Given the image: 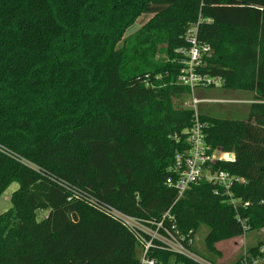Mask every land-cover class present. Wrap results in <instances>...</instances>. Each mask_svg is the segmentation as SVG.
Masks as SVG:
<instances>
[{
    "label": "trees",
    "instance_id": "trees-1",
    "mask_svg": "<svg viewBox=\"0 0 264 264\" xmlns=\"http://www.w3.org/2000/svg\"><path fill=\"white\" fill-rule=\"evenodd\" d=\"M190 26L212 49L199 73L224 81L199 90L248 98L245 112L199 111L207 144L234 155L214 169L240 179L236 208L205 182L180 198L166 184L189 151L179 76ZM0 147V197L19 185L0 215V264H142L139 233L112 209L163 221L220 264L217 243L264 230V0H0ZM202 227L207 255L194 244ZM263 248L233 264L264 259ZM146 258L200 264L160 242Z\"/></svg>",
    "mask_w": 264,
    "mask_h": 264
},
{
    "label": "built area",
    "instance_id": "built-area-1",
    "mask_svg": "<svg viewBox=\"0 0 264 264\" xmlns=\"http://www.w3.org/2000/svg\"><path fill=\"white\" fill-rule=\"evenodd\" d=\"M197 27L198 26H190L188 28L187 36L190 48L185 54L188 59L184 60V65L179 76V82L182 85L189 87L191 90V103L188 108L192 109L194 112L192 126L187 131L189 151L186 154L178 155L176 157V162L173 168L176 180L169 178L166 184L169 187L175 188L180 198L191 186H198L205 182L215 187L214 193L216 195H224L229 205L236 208L237 205H239V201L234 199L231 189L234 187L235 183L241 182L240 179L232 177L225 171L214 169L215 164L218 161H232L234 160V155L232 153H222L219 150H213L207 144L204 131L208 125L207 123H202L199 117V107L204 103L228 104L233 102L222 100H201L196 97V93L199 89H206L209 87L219 89L224 84V81L221 78H212L199 73L198 69L202 67L203 56L207 55L210 57L212 49L208 46L199 45L197 40ZM0 152L8 154L7 151L1 147ZM111 215L118 219L130 231L139 233V239H142L144 245L142 264H155L153 260H148L146 258L149 249L154 247L155 242L162 243L170 251L185 256L194 262L200 264H212L200 258L177 241V238L172 231L166 229L163 221L153 224L156 227L154 229L115 209L111 210ZM167 217H170L169 213L165 215L163 220ZM142 234H146V238ZM261 253H264V248L261 249ZM243 263L247 264L245 261ZM261 263H264V259L253 258L250 264Z\"/></svg>",
    "mask_w": 264,
    "mask_h": 264
},
{
    "label": "rangeland",
    "instance_id": "rangeland-1",
    "mask_svg": "<svg viewBox=\"0 0 264 264\" xmlns=\"http://www.w3.org/2000/svg\"><path fill=\"white\" fill-rule=\"evenodd\" d=\"M151 17L142 16L140 17L135 25L128 29L126 37L134 34L138 31ZM196 97L201 100H222L232 101L233 103L222 104V103H204L199 107V111L207 112L213 111L215 115L227 116L235 112H242L245 106L249 104L247 97L241 93H227L226 95H220V90H199ZM191 98H183L181 104L184 107H189ZM245 112V111H244ZM243 112V113H244ZM233 117V116H232ZM241 117V116H240ZM17 183L12 184L3 195L0 197V215L6 212L11 207L10 199L12 194L18 189ZM46 215V211H41L38 214V219H42ZM208 234V229L202 227L197 234L194 244L200 253L207 255L205 251V239ZM264 243V230L254 231L243 237L233 238L225 240L216 244V250L218 251V260L220 264H233L238 261L241 257L248 255L250 247ZM215 256V255H214ZM264 264V263H261Z\"/></svg>",
    "mask_w": 264,
    "mask_h": 264
}]
</instances>
